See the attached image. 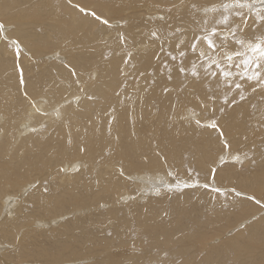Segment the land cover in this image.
Wrapping results in <instances>:
<instances>
[{
    "label": "bare ground",
    "instance_id": "bare-ground-1",
    "mask_svg": "<svg viewBox=\"0 0 264 264\" xmlns=\"http://www.w3.org/2000/svg\"><path fill=\"white\" fill-rule=\"evenodd\" d=\"M218 3L0 0V24L4 29L13 25L5 33L22 48L17 60L16 46L0 40V264H264V215L256 216L263 210L242 197L198 187L171 192L179 189L167 176L171 170L192 182L190 171L208 182L220 155L231 161L233 154L247 153L254 162H230L217 169L214 183L264 200V128L259 123L264 93H252L245 84L248 99L227 107L220 103L225 89L218 87L219 78H185L169 61L173 79L168 80L161 67L167 59L162 41L165 52H175L179 39L187 45L205 26L204 18L211 24L219 15L204 12ZM75 4L95 10L109 24L119 20L117 29L80 13ZM121 20L126 23L120 25ZM249 25L264 32L252 20ZM177 27L181 33L173 36ZM153 31L162 41L151 37ZM128 53L132 59L124 64ZM23 63L21 86L16 66ZM25 91L29 98H47L48 117L34 113ZM213 94L228 149L218 131L195 127L200 101L210 103L207 97ZM75 95L82 97L79 110L70 106L66 119L56 120L52 107ZM110 108L115 119L109 132ZM73 166L80 170L60 171ZM255 212L253 222L224 237L237 217ZM62 216L67 221L61 225L53 221ZM215 235L220 242L212 245Z\"/></svg>",
    "mask_w": 264,
    "mask_h": 264
},
{
    "label": "snow or ice",
    "instance_id": "snow-or-ice-1",
    "mask_svg": "<svg viewBox=\"0 0 264 264\" xmlns=\"http://www.w3.org/2000/svg\"><path fill=\"white\" fill-rule=\"evenodd\" d=\"M71 3V0H69ZM80 13L91 16L96 21H99L103 25L110 26L109 20L104 19L101 15H98L95 10H90L86 6L82 7L79 4L73 5ZM194 4L192 8H196ZM204 12L219 13L218 16L213 18V22L210 24L207 18H204L201 23L205 25L201 27L197 33H195L190 42L186 45L185 39H179L175 44V52L169 50L165 52L163 47V41L161 35L153 31L151 37L156 40L162 41L160 51L167 57L161 65L168 75L167 79L172 80L173 68L169 61L176 62L175 71L179 75L200 81L201 79L217 81L218 87L225 89L224 94L220 97V103L232 107L239 101L248 99L245 95V84L249 85L250 91L256 93L260 91L264 93V32L259 31V27L253 28L249 25V20L253 21L256 26H264V0H219L218 4H213L204 9ZM160 20H164L165 17L161 15ZM239 20V23L235 21ZM252 29V35H247L248 29ZM181 33V28L177 27L172 32L173 36ZM121 44H125V37L123 34L119 37ZM0 40L5 41L7 44L15 45V55L19 60L22 48L20 42L17 39L10 38L4 31V25L0 24ZM203 45L204 47H202ZM234 46V47H233ZM158 58V57H157ZM132 59V54L128 53L124 60V64H128ZM123 74V73H122ZM72 75L75 76V69H72ZM143 75V74H141ZM94 79V77H93ZM20 85L24 86L25 81L23 79V70L20 69ZM125 86L126 85H122ZM81 92H84V88H80ZM170 89L165 88L164 92H169ZM211 91V88H209ZM88 100H94L95 97L91 94L85 93ZM119 96V91L116 92ZM24 96L29 100L30 107L34 110V113L41 118L49 116V111L45 107L48 104L47 98H29L28 93L25 91ZM82 97L75 95L71 99L63 97L61 101H58L55 106L52 107V116L63 122L66 119L65 110L70 106H75L74 110H79V105ZM264 100V95L261 96ZM207 100L210 103H205L203 100L199 103L200 112H195L194 116L199 117L194 119V123L201 129H211L218 131L221 138H223L222 125L216 116L217 109L212 106L215 104L216 95H209ZM254 109L257 105L253 104ZM115 109L110 108L108 114L109 132L111 131V124L115 117L111 114ZM219 112L223 114L225 108H219ZM261 128H264V111L261 112V119L259 121ZM43 127H47L46 124H42ZM33 132L37 131L36 128L32 129ZM68 144L72 143L71 133L67 140ZM223 146L225 149L230 148V145L226 139H223ZM81 152L86 151L84 147H80ZM245 159L252 160V156L247 153H235L231 156L232 163L243 164ZM220 167L227 165L230 161L225 158L224 155H220L218 158ZM79 171L78 166H73L71 169L60 168L61 172L65 171ZM217 168L213 167L210 170V177L208 182L200 183L199 173L195 177L191 176V172H188V177L192 182L188 180H181L179 173L169 170L167 176L175 182L177 188H189V187H203L213 193L222 194L223 189L215 186ZM124 174L123 169L120 172ZM169 190L173 187L172 183L166 185ZM158 191V190H157ZM230 191L237 197L246 196L249 200H254L256 203H260L256 200L254 195L247 196L244 192L237 190L235 187ZM7 200L13 199V194H8Z\"/></svg>",
    "mask_w": 264,
    "mask_h": 264
},
{
    "label": "rangeland",
    "instance_id": "rangeland-1",
    "mask_svg": "<svg viewBox=\"0 0 264 264\" xmlns=\"http://www.w3.org/2000/svg\"><path fill=\"white\" fill-rule=\"evenodd\" d=\"M155 19H157V17L155 18ZM1 22V21H0ZM2 23V22H1ZM124 23H126L125 21H120V25L121 24H124ZM118 24H119V20H114V22H111L110 23V26H107V28H109V29H117L116 28V26H118ZM10 26L11 27H13V25H5V29H4V31L6 30V29H10ZM10 45V44H9ZM10 46H13V45H10ZM60 57L62 56L61 54L59 55ZM58 61H61L60 59L58 60ZM22 65H24V63L23 64H18L17 66H16V72H17V75H19L20 74V69H22ZM195 127H197L196 126V124H195ZM199 128V127H198ZM18 129H20L19 128V126H18ZM219 141L220 142H222L223 141V139L221 138V136L219 137ZM231 162V161H230ZM230 162L228 163L229 165H231V164H233V163H231L230 164ZM227 164V165H228ZM215 168H217V169H221V167H220V165H218V164H216L215 163ZM217 165L219 166V167H217ZM217 183L215 184V186H218V187H221L224 191V193H222L223 195H231V196H233V197H237L234 193H232L231 191H230V189L231 188H233L234 186H232V187H230V186H228V185H226L224 188H223V184H222V182H219L218 180L216 181ZM201 183V182H200ZM203 183H205V182H202L201 184H203ZM197 187H189V188H182L181 187V191H184L185 193L186 192H189L190 190H193V189H196ZM199 189H205V188H201V187H198ZM235 188L238 190V188L235 186ZM179 189V188H178ZM185 189H188V190H185ZM176 192V193H178L179 191H180V189L179 190H171V192ZM178 191V192H177ZM205 191H207V189H205ZM247 196H251V195H253V194H251L250 192H248V191H243ZM180 193V192H179ZM216 194H218V193H216ZM138 195H140V193H138ZM218 195H220V194H218ZM240 197H242V199H244V200H246L247 202H249L250 203V205H254L255 207H256V209H258L259 211H262L263 210V212H261L260 213V215H256L257 214V212H255V213H252V214H250L249 216L248 215H243V216H240V217H237V219L234 221V223H231V224H229V227H228V229L225 231V233H223V235H224V237H228V236H231V235H234L237 231H240V229H242V228H244L245 226H242V224H246V225H249V222L251 221V222H253L255 219V217H253V216H261V215H264V200H262L261 198V200L259 199V197L257 196H255L256 197V200H259L260 201V203L258 204V203H256V201H254V200H249V199H247L246 198V196H240ZM190 203L192 204V203H195V201H190ZM104 210H107V207H106V205L104 204L103 205V207H102ZM243 212H245V210H243ZM63 217V216H62ZM60 218V217H56V218H54V222H59L60 223V225H61V223L62 222H64V221H67L66 220V218L65 217H63V218ZM60 219H61V221H60ZM253 220V221H252ZM244 221H246V222H244ZM0 222H1V220H0ZM250 222V223H251ZM53 224V225H50L49 227H57V225L58 224ZM222 235V236H223ZM216 236V237H215ZM214 236V238L212 239V241H210V243L212 242V245H216V242H217V244L220 242V240H219V236H217V235H215ZM218 237V238H217ZM216 238V239H215ZM213 240H215V242L213 241ZM209 243V245H211ZM3 247V246H2ZM5 249V248H4ZM23 262H21L20 264H22ZM23 264H25V263H23ZM26 264H33L32 263V261H27V263ZM72 264V263H71ZM74 264H76V262L74 263ZM77 264H79V262H77Z\"/></svg>",
    "mask_w": 264,
    "mask_h": 264
}]
</instances>
